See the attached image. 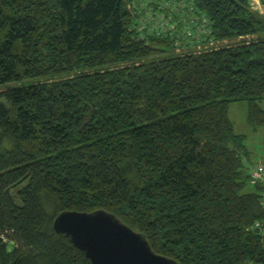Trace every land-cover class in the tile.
Wrapping results in <instances>:
<instances>
[{
  "label": "trees",
  "instance_id": "16d2710c",
  "mask_svg": "<svg viewBox=\"0 0 264 264\" xmlns=\"http://www.w3.org/2000/svg\"><path fill=\"white\" fill-rule=\"evenodd\" d=\"M262 100L249 0H0V262L92 264L52 222L102 209L179 264H264L229 117Z\"/></svg>",
  "mask_w": 264,
  "mask_h": 264
},
{
  "label": "water",
  "instance_id": "95a60500",
  "mask_svg": "<svg viewBox=\"0 0 264 264\" xmlns=\"http://www.w3.org/2000/svg\"><path fill=\"white\" fill-rule=\"evenodd\" d=\"M52 227L80 249L92 264H179L155 253L141 233L102 209L63 210L54 217Z\"/></svg>",
  "mask_w": 264,
  "mask_h": 264
},
{
  "label": "rangeland",
  "instance_id": "374dc122",
  "mask_svg": "<svg viewBox=\"0 0 264 264\" xmlns=\"http://www.w3.org/2000/svg\"><path fill=\"white\" fill-rule=\"evenodd\" d=\"M250 6L257 10L258 5L264 8V4L259 0H249ZM256 6V7H255ZM186 18V17H185ZM189 35H193L191 32ZM181 49H177L176 51ZM12 86L8 84L5 87ZM259 106L264 110V100L259 101ZM229 117L234 123V130L236 133L243 134L245 136V145L248 150V157L245 158V163L250 167L255 163H258L264 159V126L253 128L247 123V102L236 101L229 106ZM251 185H247L245 191H253Z\"/></svg>",
  "mask_w": 264,
  "mask_h": 264
},
{
  "label": "built area",
  "instance_id": "2783aa9c",
  "mask_svg": "<svg viewBox=\"0 0 264 264\" xmlns=\"http://www.w3.org/2000/svg\"><path fill=\"white\" fill-rule=\"evenodd\" d=\"M264 4V0H259ZM251 184H257L260 187V202L264 206V159L256 163L250 172ZM258 223V222H257ZM259 225V223H258Z\"/></svg>",
  "mask_w": 264,
  "mask_h": 264
},
{
  "label": "crops",
  "instance_id": "0c3cea01",
  "mask_svg": "<svg viewBox=\"0 0 264 264\" xmlns=\"http://www.w3.org/2000/svg\"><path fill=\"white\" fill-rule=\"evenodd\" d=\"M256 7V6H255ZM257 8H259L260 10L264 11V8H261L260 5L257 6Z\"/></svg>",
  "mask_w": 264,
  "mask_h": 264
}]
</instances>
